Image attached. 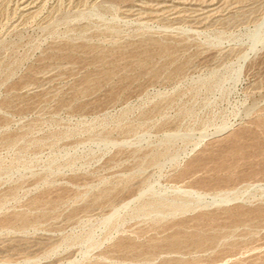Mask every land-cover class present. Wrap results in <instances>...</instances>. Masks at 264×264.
I'll return each instance as SVG.
<instances>
[{
  "label": "rangeland",
  "instance_id": "obj_1",
  "mask_svg": "<svg viewBox=\"0 0 264 264\" xmlns=\"http://www.w3.org/2000/svg\"><path fill=\"white\" fill-rule=\"evenodd\" d=\"M0 264H264V0H0Z\"/></svg>",
  "mask_w": 264,
  "mask_h": 264
}]
</instances>
